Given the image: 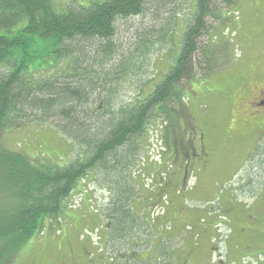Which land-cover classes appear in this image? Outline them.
<instances>
[{
  "label": "rangeland",
  "instance_id": "obj_1",
  "mask_svg": "<svg viewBox=\"0 0 264 264\" xmlns=\"http://www.w3.org/2000/svg\"><path fill=\"white\" fill-rule=\"evenodd\" d=\"M186 8L182 1L175 8L183 23L172 36L157 38L149 53L128 59L116 83L118 104L144 98L173 64ZM232 10L237 17L226 8L208 19L211 31L203 43L219 41V68L191 83L173 104L172 118L150 128L143 150L133 155L137 194L131 208L138 226L113 241L106 214L113 185L94 169L71 194L63 221L29 240L10 264H264V132L246 128L241 104L235 110L238 88L264 85V0H238ZM129 36L124 33L123 40ZM250 79L255 83L247 84ZM230 139L233 145L225 146ZM1 143L57 162L74 158L79 149L45 122L10 128Z\"/></svg>",
  "mask_w": 264,
  "mask_h": 264
},
{
  "label": "trees",
  "instance_id": "obj_2",
  "mask_svg": "<svg viewBox=\"0 0 264 264\" xmlns=\"http://www.w3.org/2000/svg\"><path fill=\"white\" fill-rule=\"evenodd\" d=\"M181 1L187 18L178 56L144 98L118 104L116 83L128 59L149 53L157 38L181 27L175 11ZM237 1L0 0V135L45 122L79 146L74 158L57 162L1 143L0 264H10L29 240L63 221L71 194L94 169L113 185L106 206L113 241L138 226L131 208L133 155L143 150L154 122L172 118L173 104L191 83L219 68V41L203 43L208 19L226 8L237 17Z\"/></svg>",
  "mask_w": 264,
  "mask_h": 264
},
{
  "label": "flooded vegetation",
  "instance_id": "obj_3",
  "mask_svg": "<svg viewBox=\"0 0 264 264\" xmlns=\"http://www.w3.org/2000/svg\"><path fill=\"white\" fill-rule=\"evenodd\" d=\"M246 83L252 85L255 82L250 79ZM239 90L241 89L238 88L236 91L235 110L240 107L242 109L244 108L245 116L244 119L241 118V120H245V122L248 123V125H245L246 128L248 127V130H262V132H264V85H254L251 91H249L247 87H245L242 92ZM245 90H247L249 95L245 93ZM239 104L242 106L239 107ZM242 139L241 137L240 140ZM234 141L233 139L227 140L225 146H232Z\"/></svg>",
  "mask_w": 264,
  "mask_h": 264
},
{
  "label": "crops",
  "instance_id": "obj_4",
  "mask_svg": "<svg viewBox=\"0 0 264 264\" xmlns=\"http://www.w3.org/2000/svg\"><path fill=\"white\" fill-rule=\"evenodd\" d=\"M99 256H102V255H97V257H99Z\"/></svg>",
  "mask_w": 264,
  "mask_h": 264
}]
</instances>
